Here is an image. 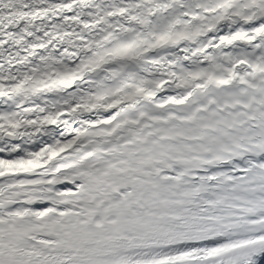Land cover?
Here are the masks:
<instances>
[{"label": "snow or ice", "instance_id": "6c2138e0", "mask_svg": "<svg viewBox=\"0 0 264 264\" xmlns=\"http://www.w3.org/2000/svg\"><path fill=\"white\" fill-rule=\"evenodd\" d=\"M0 264H264V0H0Z\"/></svg>", "mask_w": 264, "mask_h": 264}]
</instances>
